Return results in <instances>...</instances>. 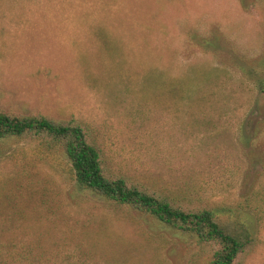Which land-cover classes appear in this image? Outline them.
<instances>
[{"label": "rangeland", "instance_id": "obj_1", "mask_svg": "<svg viewBox=\"0 0 264 264\" xmlns=\"http://www.w3.org/2000/svg\"><path fill=\"white\" fill-rule=\"evenodd\" d=\"M263 79L264 0H0V108L80 122L111 173L219 208L257 238L244 264H264ZM0 214L8 264L14 241L53 264L207 261L36 139H0Z\"/></svg>", "mask_w": 264, "mask_h": 264}, {"label": "trees", "instance_id": "obj_2", "mask_svg": "<svg viewBox=\"0 0 264 264\" xmlns=\"http://www.w3.org/2000/svg\"><path fill=\"white\" fill-rule=\"evenodd\" d=\"M257 88L264 94V79L258 81ZM9 137L36 139L47 148L60 147L68 157L80 185L120 206H129L195 236L198 245L207 252L206 264H244L257 248V238L228 220L219 208L187 207L124 175L111 173L106 167L102 149L92 138L89 129L80 122L62 121L40 114H19L0 108V139ZM4 223L6 220L0 214V224ZM16 248L15 241L8 247V255L13 253L9 261L11 264L23 260L26 264H53L48 261L45 252L35 250L33 246L30 249L23 247L26 250L24 254L28 255L16 256ZM3 258L4 250L0 245V264H8Z\"/></svg>", "mask_w": 264, "mask_h": 264}]
</instances>
